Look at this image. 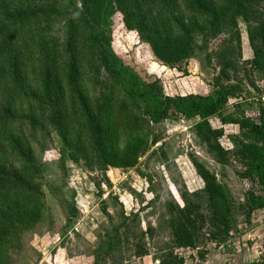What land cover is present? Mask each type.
I'll use <instances>...</instances> for the list:
<instances>
[{"label": "trees", "instance_id": "trees-1", "mask_svg": "<svg viewBox=\"0 0 264 264\" xmlns=\"http://www.w3.org/2000/svg\"><path fill=\"white\" fill-rule=\"evenodd\" d=\"M108 2L160 62L173 66L193 54L198 36L234 30L236 16L247 19L254 0H0V264H10L8 249L41 217L38 154L52 133L76 161L105 171L134 167L152 125L171 116L192 122L220 166L231 156L244 164L241 178L260 193L249 194L247 215L264 210V103H251L255 122L225 114L229 93L222 87L208 97L164 96L160 84L143 81L117 55L106 22L110 12L95 21L96 6ZM256 35L257 43L249 37L248 64L264 72V18ZM235 40L239 44L238 35ZM232 52L217 55L225 77V69L236 70ZM226 125L243 139L233 152L219 142ZM192 165L203 188L184 194L182 208H170L172 249L184 251L200 245L204 227L214 239L228 236L233 212L215 176L195 159ZM75 215L70 208L67 220ZM168 256L165 264H172L176 256Z\"/></svg>", "mask_w": 264, "mask_h": 264}, {"label": "rangeland", "instance_id": "rangeland-1", "mask_svg": "<svg viewBox=\"0 0 264 264\" xmlns=\"http://www.w3.org/2000/svg\"><path fill=\"white\" fill-rule=\"evenodd\" d=\"M248 9L247 19L236 16L234 30L222 27L209 37L198 36L193 54L173 66L160 62L149 45L126 28L113 3L97 5L93 17L103 20L110 12L106 22L117 55L143 81L160 84L164 96L208 97L222 87L229 93L226 115L258 122L251 103H264V72L253 71L248 64L252 60L249 37L258 42L256 29L264 18V0H254ZM57 33L61 37L62 28ZM230 48L236 70L225 69V77L217 55ZM99 76L107 80L103 73ZM89 91L95 94L94 89ZM212 124L220 127L217 120ZM192 126L172 116L152 125L146 149L134 167L105 171L76 161L52 133L38 154L44 165L39 181L44 195L42 214L8 249L9 263L165 264L172 251L176 256L175 261L169 260L172 264H262L264 210L247 215L249 194L260 193L241 178L245 166L240 159L231 156L226 166H220ZM223 130L219 142L233 152L236 141L243 139L233 125ZM194 159L223 186L233 206L231 228L228 236L218 240L204 227L197 248L172 249L171 206L182 208L184 194L203 188L192 165ZM72 207L76 215L69 222Z\"/></svg>", "mask_w": 264, "mask_h": 264}]
</instances>
